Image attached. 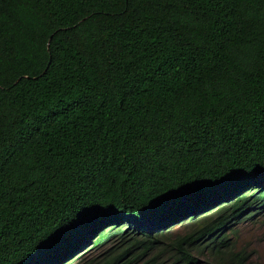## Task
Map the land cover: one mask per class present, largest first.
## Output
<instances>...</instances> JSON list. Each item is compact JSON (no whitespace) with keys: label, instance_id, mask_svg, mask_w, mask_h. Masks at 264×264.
<instances>
[{"label":"trees","instance_id":"16d2710c","mask_svg":"<svg viewBox=\"0 0 264 264\" xmlns=\"http://www.w3.org/2000/svg\"><path fill=\"white\" fill-rule=\"evenodd\" d=\"M260 212L264 0H0V264H254Z\"/></svg>","mask_w":264,"mask_h":264},{"label":"rangeland","instance_id":"374dc122","mask_svg":"<svg viewBox=\"0 0 264 264\" xmlns=\"http://www.w3.org/2000/svg\"><path fill=\"white\" fill-rule=\"evenodd\" d=\"M200 214L203 215V212H200ZM190 222L191 219L187 218L182 222L180 221L174 224L171 227V230H173L172 232H174L173 235L177 236V234H182L186 229V225ZM234 229L237 231L234 232L231 230L229 233L230 238L232 240H236L237 249H243V247L246 248L252 254V262L254 264H264V214L260 212L253 217L247 216L239 221L234 226ZM161 246L159 247L163 248ZM159 247L158 249L156 248L157 250L154 249V251L158 252L160 250ZM100 250L101 249H98V251ZM89 255L90 252H87L84 255H81L80 253L76 257L72 258L69 263L64 262L63 264H78L82 259L89 257ZM165 255L163 256V264H171V260L167 259ZM200 257L204 258V256Z\"/></svg>","mask_w":264,"mask_h":264},{"label":"clouds","instance_id":"9594fccd","mask_svg":"<svg viewBox=\"0 0 264 264\" xmlns=\"http://www.w3.org/2000/svg\"><path fill=\"white\" fill-rule=\"evenodd\" d=\"M207 210H209V208L206 209V210H203V211H202L203 214H205V213L207 212ZM210 210H211V209H210ZM211 211H212V210H211ZM199 216H200V213L197 214V217H199ZM201 216H202V215H201ZM178 222H180V221H178ZM181 222H182V221H181ZM78 254H79V252H78L75 256H72V257H70V258H74V257H76ZM70 258H69V259H70ZM69 259H67V260H69ZM67 260H65V261L67 262ZM65 261H64V262H65ZM62 263H63V262H62ZM59 264H60V263H59Z\"/></svg>","mask_w":264,"mask_h":264},{"label":"water","instance_id":"95a60500","mask_svg":"<svg viewBox=\"0 0 264 264\" xmlns=\"http://www.w3.org/2000/svg\"><path fill=\"white\" fill-rule=\"evenodd\" d=\"M102 230H103V228H100V229L96 232V235H95V236H97ZM95 236H94V237H95ZM94 237H93V238H94ZM76 254H77V253H75L73 256H75ZM65 262H66V261H65ZM63 263H64V262H63ZM63 263H61V264H63Z\"/></svg>","mask_w":264,"mask_h":264},{"label":"bare ground","instance_id":"6f19581e","mask_svg":"<svg viewBox=\"0 0 264 264\" xmlns=\"http://www.w3.org/2000/svg\"><path fill=\"white\" fill-rule=\"evenodd\" d=\"M215 211V210H214ZM146 217V216H145ZM145 219V218H144Z\"/></svg>","mask_w":264,"mask_h":264},{"label":"flooded vegetation","instance_id":"af4514ba","mask_svg":"<svg viewBox=\"0 0 264 264\" xmlns=\"http://www.w3.org/2000/svg\"><path fill=\"white\" fill-rule=\"evenodd\" d=\"M200 216H201V214H200Z\"/></svg>","mask_w":264,"mask_h":264}]
</instances>
